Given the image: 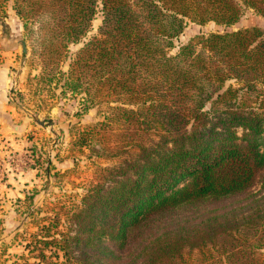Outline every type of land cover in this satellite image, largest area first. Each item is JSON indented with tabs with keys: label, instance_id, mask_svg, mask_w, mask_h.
I'll use <instances>...</instances> for the list:
<instances>
[{
	"label": "trees",
	"instance_id": "trees-1",
	"mask_svg": "<svg viewBox=\"0 0 264 264\" xmlns=\"http://www.w3.org/2000/svg\"><path fill=\"white\" fill-rule=\"evenodd\" d=\"M15 2L22 17L45 12L52 19L47 31L40 26V56L50 69L64 56L61 49L87 32L99 6L98 37L76 54L70 89L99 86L127 98L150 94L163 108L155 113L162 130L157 139L139 145L111 185L82 199L69 231L58 232L61 239L38 241V256L45 258L43 248L52 245L65 264H114L128 248L138 264H174L185 248H216L229 259L263 241L264 34L255 27L210 33L174 56L167 51L186 20L228 27L245 10L264 17V0ZM228 80L241 87L224 88ZM114 114L138 122L133 110L116 108ZM259 184L257 198L252 189ZM227 200L231 205H224Z\"/></svg>",
	"mask_w": 264,
	"mask_h": 264
},
{
	"label": "rangeland",
	"instance_id": "rangeland-1",
	"mask_svg": "<svg viewBox=\"0 0 264 264\" xmlns=\"http://www.w3.org/2000/svg\"><path fill=\"white\" fill-rule=\"evenodd\" d=\"M16 6L15 0H0V47L17 53V64L8 70L6 100L3 92L0 95L4 101L0 102V264H65L62 251L52 245L43 248L45 258L38 256V241L61 239L60 234L69 231L70 215L83 207L82 199L99 185H111L116 169L131 162L139 145L157 139L162 130L154 119L163 110L162 99L140 93H133L132 98L111 96L99 86L87 92L70 89L76 54L98 37L99 6L87 32L61 49L64 56L56 69L44 65L40 56L44 37L40 26L45 25L47 31L52 19L45 12L33 20L22 17ZM250 27L264 34V17L245 10L228 27L186 20L183 31L171 40L167 55H176L196 37ZM45 37L49 41L50 33ZM229 85L241 87L228 80L224 88ZM210 106L209 101L204 110ZM116 108L133 110L138 122L132 125L116 118ZM252 192L260 198L263 189L259 184ZM127 250H121L114 264H138ZM177 258L174 264H264V239L234 258L228 259L216 248H185Z\"/></svg>",
	"mask_w": 264,
	"mask_h": 264
},
{
	"label": "crops",
	"instance_id": "crops-1",
	"mask_svg": "<svg viewBox=\"0 0 264 264\" xmlns=\"http://www.w3.org/2000/svg\"><path fill=\"white\" fill-rule=\"evenodd\" d=\"M1 41V38H0ZM2 47V46H1ZM0 47V95L3 92V97L6 100V87H7V83H8V73H9V69L12 68L13 66H15L17 63L15 61V55L17 53H13V51L15 50H7L5 48H1ZM25 54V53H22ZM1 104L4 101H1Z\"/></svg>",
	"mask_w": 264,
	"mask_h": 264
}]
</instances>
